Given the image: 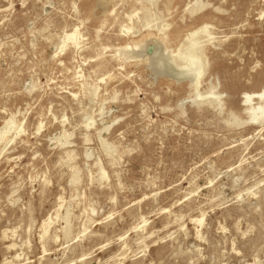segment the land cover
<instances>
[{
    "label": "rangeland",
    "instance_id": "1",
    "mask_svg": "<svg viewBox=\"0 0 264 264\" xmlns=\"http://www.w3.org/2000/svg\"><path fill=\"white\" fill-rule=\"evenodd\" d=\"M196 3L0 0V264H264V0Z\"/></svg>",
    "mask_w": 264,
    "mask_h": 264
},
{
    "label": "bare ground",
    "instance_id": "2",
    "mask_svg": "<svg viewBox=\"0 0 264 264\" xmlns=\"http://www.w3.org/2000/svg\"><path fill=\"white\" fill-rule=\"evenodd\" d=\"M202 2H203V0H197L196 5L202 6ZM159 26L160 25L156 24L152 27H155V29H158L159 31H161L162 29ZM205 28L206 27H202L201 29L194 31L193 33H191L189 35V38L192 39L198 32H203L205 30ZM127 30L130 31L131 29L127 28ZM74 35L75 34L73 33L72 35H68L65 38H66V40H69L72 37H74ZM156 41H157V39H156ZM192 42H193V40H192ZM159 44H161L160 41H159V43L158 42L157 43L156 42L155 43L150 42V45L154 46V51L152 52L153 55H150V57L147 58L150 62L149 66H151V68L156 72L164 71L166 73L167 72L169 73V72H173L172 70L176 69L177 70L176 74H178L179 76H182L184 78H188V82L190 81V84L193 86V88L195 90H197V87L199 85V77L203 74V71H204V65H203V59H202L201 54L200 53L197 54L196 49H193V47H194L193 44L191 46L192 49L190 47V51H187V53H188L187 55H184V56L178 55L176 57L172 56L170 54L167 55L166 57H164V55H162L161 49H160V46H162V45L159 46ZM146 46H148V44ZM146 46H145V43L142 44L140 42L138 44H135L134 48H135V50L142 52V50L145 49ZM127 49H130V47L129 48L124 47V49H123L124 52ZM176 60H180L181 63L177 64ZM150 71H152V70L150 69ZM248 115H249L250 119H254V120H258V121L264 119V104L261 105L257 109H249Z\"/></svg>",
    "mask_w": 264,
    "mask_h": 264
}]
</instances>
